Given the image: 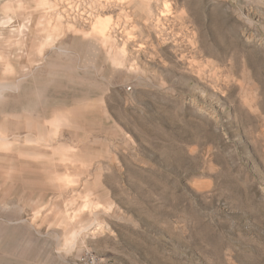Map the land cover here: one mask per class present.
<instances>
[{
	"label": "rangeland",
	"instance_id": "obj_1",
	"mask_svg": "<svg viewBox=\"0 0 264 264\" xmlns=\"http://www.w3.org/2000/svg\"><path fill=\"white\" fill-rule=\"evenodd\" d=\"M0 264H264V0H0Z\"/></svg>",
	"mask_w": 264,
	"mask_h": 264
},
{
	"label": "bare ground",
	"instance_id": "obj_2",
	"mask_svg": "<svg viewBox=\"0 0 264 264\" xmlns=\"http://www.w3.org/2000/svg\"><path fill=\"white\" fill-rule=\"evenodd\" d=\"M95 25H99L101 27L104 28V26L106 25V22L104 19H102L101 17H98L96 20H95Z\"/></svg>",
	"mask_w": 264,
	"mask_h": 264
}]
</instances>
